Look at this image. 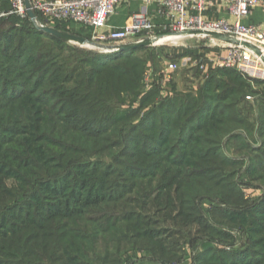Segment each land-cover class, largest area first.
<instances>
[{
	"label": "trees",
	"instance_id": "obj_1",
	"mask_svg": "<svg viewBox=\"0 0 264 264\" xmlns=\"http://www.w3.org/2000/svg\"><path fill=\"white\" fill-rule=\"evenodd\" d=\"M10 11L8 0H0V101L4 107L14 109L6 118L7 124L0 126V177L13 178L23 185L27 183L24 170L27 174L31 168H48L56 161L47 150V144L53 140L42 133L46 121L43 102H73L77 107H83V112L91 117L90 123L101 130L93 132L88 126L80 127L83 130L80 132L88 139L108 143L106 123L112 120L106 118L108 106L124 102L121 94L139 97V102H150V99H157L158 94L155 88L145 96L140 94L141 83L150 69L148 63L152 61L148 54L151 47L107 53L96 49H85L84 52L78 45L66 48L68 42L41 32L37 27H52L85 39L89 35L73 24L50 23L38 13H35L37 26L27 19L31 29L16 38L13 28L6 30V24L4 28L1 26ZM61 48L69 55L58 66L56 61L60 56H52V49L59 51ZM175 55L173 61L176 62L185 54ZM203 58L204 54L195 57L197 60ZM194 71L203 74L197 66ZM205 76V83L211 85L219 76L233 77L229 84L237 80L242 82L241 75L232 70L209 69ZM68 81L72 86L64 87ZM201 89L206 90V86ZM178 99H174L180 103L177 108L170 105L148 110L146 119L137 127L145 131L141 139L136 135L126 137V145L135 148V155L129 156L130 152L126 150L123 159L133 161L138 158L131 166L116 160L118 168H115L94 158L87 166L75 167L72 173L56 181L40 179L35 182L38 192L30 193L24 214L21 213L23 210H10L0 218V264H135L133 260L129 261L133 257L153 264L183 262L187 257L183 246L186 244L179 243V239H184L188 245L193 239L185 238L179 232L180 238L175 240L171 234L166 236L168 230L160 225L174 222L170 216H183L179 211L170 214L175 208L173 204L181 207L197 197L211 199L219 196L220 189L224 188V184L218 185L212 180L211 172L186 175L183 168L196 171V155L218 153L220 150L213 149L224 136L231 141L240 140L251 149L263 144L264 105L260 106L259 116L250 123L248 102H242L243 110L238 111L240 102L232 99L231 102L191 104ZM209 99L206 101H211ZM222 132L223 136L218 138ZM6 139L10 140L6 142ZM8 145L22 150L25 160L17 166L7 158ZM249 169L246 172L253 176L264 171V165ZM157 170H160L158 179L162 183L156 188L159 190H155L160 195L155 194L151 201V208L155 210L151 218L147 216L141 224L138 210L147 208L150 198L141 189L152 182ZM207 172L206 169L201 173ZM120 174L132 181L128 192L132 195L131 202H124L122 191L111 193L109 177L120 178ZM169 174L172 177L166 180ZM112 183V187H116L117 182L113 180ZM172 187L174 199L168 193ZM226 196L231 198L232 192L228 191ZM138 199L145 201V206ZM191 213L198 215L194 209ZM257 217L248 213V209L221 210L219 218L210 215L202 227H216L224 222L245 229L254 238L263 235L264 231V214ZM176 225H180V221ZM256 242L264 248V237L260 236ZM138 254H142V258H138ZM205 259L202 252L194 251L191 256L195 264H207L209 260ZM226 264H236V261Z\"/></svg>",
	"mask_w": 264,
	"mask_h": 264
},
{
	"label": "rangeland",
	"instance_id": "obj_2",
	"mask_svg": "<svg viewBox=\"0 0 264 264\" xmlns=\"http://www.w3.org/2000/svg\"><path fill=\"white\" fill-rule=\"evenodd\" d=\"M8 3L12 7L11 0H8ZM8 15L6 18H3L6 19V22L1 26L4 28L6 24V30L13 28L14 34H17L16 38L17 36H21L24 31L31 29V25H29L27 19L14 14ZM261 19L262 17L259 16L256 22H260ZM71 47L76 48V44L69 42L66 45V48ZM79 47L84 48V50L81 49L84 52L85 49L95 50L84 46ZM185 51L189 53H183ZM207 51L205 42L191 40L177 42L176 46L168 45L150 48L148 54L152 58V61L148 63L150 69L141 83L140 94L145 96L155 88L158 94L157 99H150V102H139V97L133 98L129 93L121 94L124 102H115V106H108V116L104 114L106 118L112 119L106 123V128L108 129L107 136L109 138L108 143L99 139H88L81 133L83 132L82 128H87L88 126L91 128L90 131L93 132L101 130L98 125L90 123L91 120L89 118L91 117L86 112H83V107L79 108L73 102L51 100L43 102L46 107V121L42 127V133L48 137L51 136L53 143L47 144V150L49 155L56 161L51 163L48 168H31V171L27 174L24 170L27 183L23 185L13 178L0 177V218L10 210L16 212L23 210L21 213L24 214L30 201V193L38 192L35 182L40 179L56 181L57 178H62V176L72 173L75 167L87 166L92 162L90 160L94 158L98 162L101 159L103 163L107 165L111 164L115 168H118L116 160L123 162V164H129L128 167L131 166L132 162H136L138 158L133 161L132 159H127L126 161L123 159L122 155L126 150H129V156L135 155L133 152L135 148L131 147L130 144L126 145V137L136 135L141 139L140 136L145 131L137 127L146 119L148 110L154 107L170 105L177 108L180 104L174 100L177 97L179 98L178 100L184 101L186 104L188 102V104L192 102H231L230 100L232 99L234 102H240V106L237 108L238 111L243 110L244 105L242 102H248V109H251L248 122H254L257 116H259L260 106L264 105L262 104L264 103V82L251 81L241 75L242 82L236 79L237 81L229 84L230 78L233 79V77L219 76L212 85L205 83L206 76L194 71V68H196L194 67V63L197 60L195 59L197 55L205 54ZM53 54L60 56L56 61L58 66L61 65L60 61L69 55L63 48L59 49V51L52 49V56ZM175 54L185 55H181L180 60L175 62L173 61L176 56ZM170 62L175 63L177 69L171 73L169 81L164 84L161 82L164 76L162 72ZM67 86H72V82L68 81L64 87ZM205 86L206 90L202 91L201 88ZM240 92L242 94H239ZM235 96L237 100L234 99ZM207 98H210L209 100L211 101H206ZM244 98L247 100L245 101ZM13 112V108L8 109L4 107L0 101V126L7 124L6 118ZM182 115L187 116L188 113H182ZM4 118L5 120H3ZM183 120L185 119L183 118ZM80 127L82 128L80 129ZM222 136L223 132L220 133L218 138ZM221 139L218 147L213 149L216 151L220 150V153H198L195 158V169L197 170L191 171L190 169L183 168V174L186 175H208L211 172L213 175L211 177L212 180L216 181L218 185L224 184V188L220 189L219 196H214L211 199L197 197L193 201L183 203L181 207L177 206L176 203L173 204L175 208L170 210V214L174 215L179 211L183 216L181 218L170 216V218H174V222H165L160 226L168 230L166 231V236L171 234L175 240L180 238L179 232L183 237L193 239L190 245L184 239L183 241L179 239V243L186 244L183 246L187 250V257L183 258L184 261L180 264H195L191 260L194 251L196 253L202 252L203 257L206 258L205 261L209 260L207 264H226L231 260L236 261V264H264L263 245L258 246L256 242L260 236L264 237V231L263 235H257V237L252 238L245 229L224 222L216 227H202L206 223V220L210 219V215L219 218L221 210L248 209V213L256 219L259 214H264V171L256 172L253 176L249 175V172H246V170H250L249 167L251 166L259 168L264 165V143H260L261 145L258 144L254 146L256 147L255 149H251L249 145H242L243 142L240 140L231 141L228 136H224ZM8 140L10 139H6V142ZM6 148L8 149L7 158L14 166L19 165L25 160L23 153L20 152L22 150L15 149L11 145H8ZM232 161L234 162L232 163ZM206 169L208 170L207 173H201ZM155 173L156 177L153 178L152 182L146 188L143 187L141 189L142 192H145L150 197L147 208L138 210L141 214L139 215L141 224L144 223L143 220H147V216L151 218L155 211L152 209L154 207L151 208V201L155 194L160 195L159 192H156V190H159L156 188L162 183L158 179L160 170L155 171ZM121 176L122 174H120V178L114 177V179L113 177H109L111 193L122 191L124 202H128L129 200L131 202L132 195L128 192L131 191L132 186L130 182L132 181H128V179H124ZM170 177H172L171 174L165 177V179L168 180L167 178ZM113 180L117 182L115 184L116 187H112ZM164 186H168V184ZM228 191L232 192L231 198L226 196ZM221 192H223V196H221ZM168 193L172 197L171 199L175 198L174 187ZM187 198H190L189 195ZM138 201L145 206V203H143L145 201L140 199ZM192 208L198 213L197 216L191 215ZM112 213H115V211ZM178 221H180V225H176ZM138 258H142V254H138ZM132 260L136 262L135 264H153L136 260L134 257L129 261ZM200 264H204V262Z\"/></svg>",
	"mask_w": 264,
	"mask_h": 264
},
{
	"label": "built area",
	"instance_id": "obj_3",
	"mask_svg": "<svg viewBox=\"0 0 264 264\" xmlns=\"http://www.w3.org/2000/svg\"><path fill=\"white\" fill-rule=\"evenodd\" d=\"M34 13L50 22L68 23L84 30L92 43L86 46L109 47L154 40L160 36L187 37L191 41L205 42L204 58L196 60L203 74L208 70H232L251 81L264 82V20L260 24L249 22L252 13H264V0H29ZM8 14L29 19L24 0H11ZM139 4L129 23L113 27L108 19L121 5ZM159 20L160 23H156ZM161 32V33H159ZM252 45V49L243 44ZM175 63H168L162 81L170 79L176 71Z\"/></svg>",
	"mask_w": 264,
	"mask_h": 264
},
{
	"label": "water",
	"instance_id": "obj_4",
	"mask_svg": "<svg viewBox=\"0 0 264 264\" xmlns=\"http://www.w3.org/2000/svg\"><path fill=\"white\" fill-rule=\"evenodd\" d=\"M24 4H25V8H26V12L28 15L29 20L35 25H36V14L34 13V11L31 8L30 5V1L29 0H24ZM37 29L41 32H44L46 34H49L51 36H55L61 40H64L66 42H70V43H75L78 46H91L92 43L89 42L87 39L82 38L80 36L74 35V34H69V33H64V32H59L56 29L52 28V27H37ZM154 40H143L142 42H138V43H133V44H123V45H117V46H109V47H98L99 49H101L100 51L102 52H111L113 50H122V51H127L130 49H134L137 47H151V45L153 44ZM243 44L249 46L252 49L256 48L252 45L246 44L245 42H243Z\"/></svg>",
	"mask_w": 264,
	"mask_h": 264
},
{
	"label": "crops",
	"instance_id": "obj_5",
	"mask_svg": "<svg viewBox=\"0 0 264 264\" xmlns=\"http://www.w3.org/2000/svg\"><path fill=\"white\" fill-rule=\"evenodd\" d=\"M138 11H139L138 3H131L129 5L121 4L116 8L115 13L111 15L110 18L108 19V24L110 26L118 27V28L125 26L129 23L130 16ZM259 16H261L262 19L260 22H256ZM263 20H264V13L260 9L255 10L248 19L249 22L256 24L262 23ZM155 21L156 23H160L159 20H155ZM134 41L136 42L133 43H138V42H142L143 40H134Z\"/></svg>",
	"mask_w": 264,
	"mask_h": 264
},
{
	"label": "bare ground",
	"instance_id": "obj_6",
	"mask_svg": "<svg viewBox=\"0 0 264 264\" xmlns=\"http://www.w3.org/2000/svg\"><path fill=\"white\" fill-rule=\"evenodd\" d=\"M190 40L189 38L185 37H164V36H160L157 41L156 44L157 46H176L177 42H183V41H187Z\"/></svg>",
	"mask_w": 264,
	"mask_h": 264
}]
</instances>
